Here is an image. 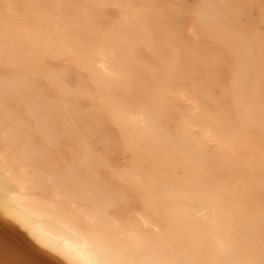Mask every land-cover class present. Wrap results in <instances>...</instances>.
Here are the masks:
<instances>
[{"label":"bare ground","instance_id":"bare-ground-1","mask_svg":"<svg viewBox=\"0 0 264 264\" xmlns=\"http://www.w3.org/2000/svg\"><path fill=\"white\" fill-rule=\"evenodd\" d=\"M0 225L57 264H264V0H0Z\"/></svg>","mask_w":264,"mask_h":264},{"label":"water","instance_id":"water-1","mask_svg":"<svg viewBox=\"0 0 264 264\" xmlns=\"http://www.w3.org/2000/svg\"><path fill=\"white\" fill-rule=\"evenodd\" d=\"M2 233V236H1ZM0 247L13 254L25 264H57L46 253L39 250L25 235L9 226L0 225Z\"/></svg>","mask_w":264,"mask_h":264}]
</instances>
